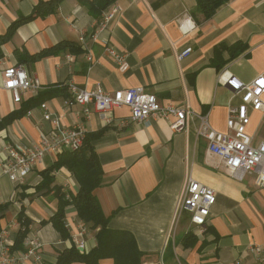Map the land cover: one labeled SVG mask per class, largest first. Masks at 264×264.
<instances>
[{
	"label": "crops",
	"instance_id": "0c3cea01",
	"mask_svg": "<svg viewBox=\"0 0 264 264\" xmlns=\"http://www.w3.org/2000/svg\"><path fill=\"white\" fill-rule=\"evenodd\" d=\"M53 1L0 0V86L3 70L16 64L40 82V89L25 92L19 103L1 89L0 205L8 208L0 219V234L6 231L4 246L0 238V261L56 264L60 253L73 246L88 253L97 245V230L83 223L72 203L64 207L66 237L53 222L64 200L70 201L80 188L67 167L52 172L51 190L37 193L41 171L71 151L47 153L23 182L3 172L9 145L39 143L57 129L53 119L59 117L66 129L83 125L88 134L104 130L92 141L103 169L102 185L94 193L108 227L134 236L144 253L141 264H264L251 249L254 244L264 247V188L254 173L243 180L231 177L199 134V116L207 117L215 130L228 131L229 107L241 102L220 82L221 73L251 81L264 72V0H225L209 19L199 12L198 0H117L110 6L119 11L105 26L104 11L96 17L82 0ZM36 9L33 19L6 35L13 22ZM187 47L191 54L178 60ZM72 84L88 90L101 85L109 92L143 87L160 103L185 104L196 115L187 118V131L174 130L162 118L136 121L126 106L115 108L107 122L66 103ZM15 112L18 117L7 120ZM250 116L246 131L257 144L264 140V111ZM188 177L216 192V203L201 226L187 212L175 221ZM21 211L32 222L24 249L12 251ZM30 249L35 254L26 255ZM102 264L114 260L106 258Z\"/></svg>",
	"mask_w": 264,
	"mask_h": 264
},
{
	"label": "built area",
	"instance_id": "2783aa9c",
	"mask_svg": "<svg viewBox=\"0 0 264 264\" xmlns=\"http://www.w3.org/2000/svg\"><path fill=\"white\" fill-rule=\"evenodd\" d=\"M119 11L117 5L109 6L103 12V25L109 23ZM84 40V38H81ZM115 54L119 59L121 55ZM192 52L191 47L183 49L177 54L182 60ZM3 83L1 89L9 91L14 103H19L25 92L40 89L38 79L30 76L24 65L16 64L5 68L2 72ZM220 82L227 86L234 95L241 98L237 105H230L227 120L228 131L215 130L208 122L207 117L199 116L201 124L199 134L207 139L209 153L218 156L226 172L237 180H243L250 174H256L259 186L264 188V140L255 144L253 135L246 131L250 122L251 111H264V72L251 81H244L235 75L224 71L220 74ZM71 96L67 104H77L83 108V113L89 117L93 112L100 115L105 121L112 120L115 108L126 106L130 109L132 118L136 121L148 123L151 119L162 118L171 121V127L176 131H187V118L196 113L185 104L159 102L156 94L146 92L143 87H129L107 91L101 85L96 89L88 90L77 85H70ZM57 129L42 136L39 143L29 147L23 144L9 145L6 157L2 160L3 172L15 182H23L24 176L44 162L47 153L57 154L64 151L80 150L87 136L83 125L72 128L60 127L59 117H55ZM215 190L200 181L188 177L183 185L177 207L175 221L180 220L187 212L191 222L201 226L207 223L212 206L216 203ZM85 228L81 227V235ZM6 231L1 232V245H5ZM78 245L82 248L83 241ZM252 252L264 259V247L252 245ZM35 254L30 249L26 255ZM7 259L0 261L5 264Z\"/></svg>",
	"mask_w": 264,
	"mask_h": 264
},
{
	"label": "trees",
	"instance_id": "16d2710c",
	"mask_svg": "<svg viewBox=\"0 0 264 264\" xmlns=\"http://www.w3.org/2000/svg\"><path fill=\"white\" fill-rule=\"evenodd\" d=\"M60 0H54V4H58ZM88 5L92 15L99 17L101 13L117 0H82ZM225 0H198V10L205 18H211L217 8ZM35 13L30 16L21 17L12 23L6 35L11 36L16 29L24 22L33 19ZM5 35V36H6ZM3 37H0V40ZM68 44H72L67 42ZM239 45L238 48H241ZM48 52L41 53L42 55ZM18 117L15 112L7 120H13ZM2 124V123H1ZM4 124V123H3ZM104 130L96 133L87 134L83 147L78 151L64 152L60 154L55 163L41 171L43 181L37 187V193L44 190H51L54 187L55 178L52 175L54 170L60 169L62 166L67 167L77 178L80 188L76 194H73L71 200H64L63 206L54 215L53 222L59 229L63 237L68 235L66 227L63 223L65 216L64 207L73 204L78 212L79 217L85 225L92 230H97V245L90 252H80L76 246L60 253L56 264H72L74 262H82L84 264H102V260L111 258L114 264H141L144 253L138 248L137 242L132 234L127 231L114 230L108 227L109 218L104 215L100 202L95 195V189L102 185L103 169L98 160V154L92 145V141L100 137ZM8 208L7 204L0 205V219L4 218ZM18 221L21 228L18 232L17 239L12 246V251L23 250V242L29 231L31 219H29L24 211L18 215Z\"/></svg>",
	"mask_w": 264,
	"mask_h": 264
}]
</instances>
